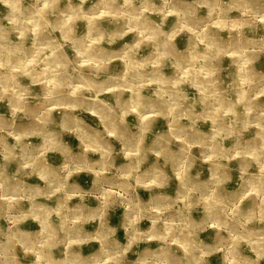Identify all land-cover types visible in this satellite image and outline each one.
I'll use <instances>...</instances> for the list:
<instances>
[{
    "label": "clouds",
    "instance_id": "clouds-1",
    "mask_svg": "<svg viewBox=\"0 0 264 264\" xmlns=\"http://www.w3.org/2000/svg\"><path fill=\"white\" fill-rule=\"evenodd\" d=\"M262 61L264 0H0V264H264Z\"/></svg>",
    "mask_w": 264,
    "mask_h": 264
},
{
    "label": "rangeland",
    "instance_id": "rangeland-1",
    "mask_svg": "<svg viewBox=\"0 0 264 264\" xmlns=\"http://www.w3.org/2000/svg\"><path fill=\"white\" fill-rule=\"evenodd\" d=\"M155 18V17H154ZM172 23V18L170 17L169 18V21H168V24L170 25ZM79 30L80 31H84V25L81 23L79 25ZM226 35V33H225ZM132 34H129L128 36H126L124 38L125 41H131L132 40ZM124 41H120L117 43V45H115L114 47H119L120 44H122ZM185 43H186V37L185 36H180V37H177L176 39V44L178 47L180 48H183L185 46ZM66 51L68 52L69 55H72V52H71V49H66ZM147 50H143L142 54H146ZM227 63V61H226ZM262 65H264V61L261 62ZM122 66V62L120 60H114L112 62V65L111 67L114 69V70H119L120 67ZM166 71H170V69H167ZM37 90H38V87H37ZM190 92L192 90H189ZM101 99L103 100H108V101H111V94L110 93H105L103 94L101 97ZM8 111L7 109V105L6 104H0V113H6ZM53 113L54 115H56L57 119H59V113L56 112L55 109H53ZM81 115L83 116V118L89 123L91 124L93 127H97L99 126V119L98 117H96L93 113L91 112H88V113H81ZM126 119L128 120L129 124H133L135 123V116L134 115H129L128 117H126ZM18 123H27V121H18ZM210 125L209 124H201V128L204 130V131H208ZM159 130H166V122L162 119L158 120L154 129H153V132L155 131H159ZM152 133H149L148 135V140L150 141L152 139ZM64 139L70 144L72 145L74 148L79 144V141L76 139L75 136L73 135H66L64 137ZM32 140V143L34 144H38L40 143V140L36 137H32L31 138ZM11 142V141H10ZM231 141H226V143H230ZM117 148L119 147V145L117 144L116 145ZM93 159L97 158V157H92ZM48 159H49V162L50 163H54V164H58L61 162V157L59 156V154H56V153H48ZM118 163H121L122 161L118 160L117 161ZM14 165L12 166V168L14 169ZM73 179L78 182L83 188L87 189L89 187H91V184H92V176L88 173H80L78 176H74ZM28 183L30 184H42V181L39 180L38 177H35L33 176L31 179L28 180ZM174 187V185H173ZM172 189H169V191H171ZM140 195L141 197H143L144 199H147L148 198V193L144 192L141 190L140 192ZM78 201L76 199H74L72 201V203H77ZM91 203H95L94 200L90 201ZM247 206V205H245ZM122 209H118L115 214L112 216V223H118L121 216H122ZM22 226L25 228V229H30V230H38L39 228V225L38 223H36L35 221L31 220V219H28L27 221L23 222ZM144 226L147 227L148 226V222L145 221L144 222ZM86 227L91 230L94 225L92 224H89V225H86ZM211 235V233H203L202 234V238H205L207 239L209 236ZM119 236L120 238L122 239L123 238V232L121 231L119 233ZM155 246V245H153ZM85 251L87 252V249H85ZM211 264H220V257H219V254L217 255H214L213 257H211Z\"/></svg>",
    "mask_w": 264,
    "mask_h": 264
}]
</instances>
